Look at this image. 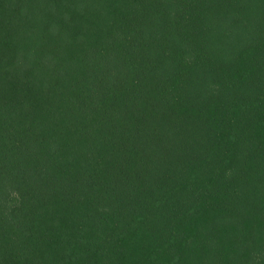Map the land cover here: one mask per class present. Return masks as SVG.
Returning <instances> with one entry per match:
<instances>
[{"label":"trees","instance_id":"1","mask_svg":"<svg viewBox=\"0 0 264 264\" xmlns=\"http://www.w3.org/2000/svg\"><path fill=\"white\" fill-rule=\"evenodd\" d=\"M0 264H264V0H0Z\"/></svg>","mask_w":264,"mask_h":264}]
</instances>
